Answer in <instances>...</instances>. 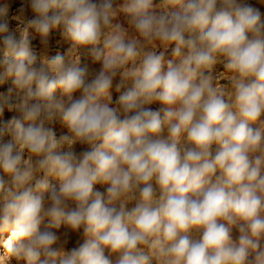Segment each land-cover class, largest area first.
Masks as SVG:
<instances>
[{"label": "clouds", "instance_id": "clouds-1", "mask_svg": "<svg viewBox=\"0 0 264 264\" xmlns=\"http://www.w3.org/2000/svg\"><path fill=\"white\" fill-rule=\"evenodd\" d=\"M0 264H264V0H0Z\"/></svg>", "mask_w": 264, "mask_h": 264}, {"label": "rangeland", "instance_id": "rangeland-1", "mask_svg": "<svg viewBox=\"0 0 264 264\" xmlns=\"http://www.w3.org/2000/svg\"><path fill=\"white\" fill-rule=\"evenodd\" d=\"M253 2H255V0H253ZM55 50H57V49H56V48H54V50H53V54H54Z\"/></svg>", "mask_w": 264, "mask_h": 264}]
</instances>
